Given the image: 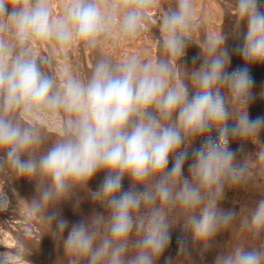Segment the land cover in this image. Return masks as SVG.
<instances>
[{"label":"clouds","instance_id":"obj_1","mask_svg":"<svg viewBox=\"0 0 264 264\" xmlns=\"http://www.w3.org/2000/svg\"><path fill=\"white\" fill-rule=\"evenodd\" d=\"M230 3L233 34L246 27L245 64H264V7L259 0ZM155 6L67 0L53 18L48 0H0V212L11 203L6 182H33L35 195L23 200L27 215L47 226L44 234L63 249L62 264H157L177 225L190 237L164 264H187L192 245L201 258L219 248L214 264H264V199L239 214L219 206L228 190L248 183L254 166L264 174V147L255 160L240 158L242 146L230 147L257 143L264 117L248 113V68L228 71L227 34L202 39L199 67L186 68L181 60L194 42L199 0H171L154 62L137 55L117 62L100 51L114 35L128 41L142 34ZM74 42L95 53L86 79L58 77L49 67ZM40 44L49 46L46 53ZM46 124H58L59 134L51 137ZM101 172L100 187L88 191L105 211L69 227L58 206ZM234 225L239 238L219 245ZM27 247L18 237L15 249L0 252V264H30Z\"/></svg>","mask_w":264,"mask_h":264},{"label":"rangeland","instance_id":"obj_2","mask_svg":"<svg viewBox=\"0 0 264 264\" xmlns=\"http://www.w3.org/2000/svg\"><path fill=\"white\" fill-rule=\"evenodd\" d=\"M48 2H50L53 18H55L61 14L67 1L48 0ZM259 2L264 7V0H259ZM170 4L171 0H156V6L149 13L148 23L145 25L146 28L142 34L128 41L121 40L114 35L103 42L100 51L113 57L117 62L133 55L139 56L141 60L151 59L154 62L161 54L155 36L159 35V27L162 23L165 8ZM234 15L235 9L232 7L230 0H199V6L194 17L197 22L190 33L194 42L188 47L181 64L188 69L199 67L201 63L199 45L203 46L201 44L202 39H211L223 30L228 36L225 47L231 58L228 71L247 67L254 82L252 87L253 99L248 105L249 116L252 119L258 116L264 117V64H245L240 49L244 43L243 33L246 31V27L242 26L240 35H234L232 32ZM201 19L203 20L202 24L199 23ZM48 47V45L40 44L37 50L46 53ZM94 56L95 53L85 51L81 45L74 42L68 46L67 52H57L54 56V63L49 67L56 72L58 77L75 74L82 79H86L92 68ZM177 79H179V75ZM45 127L51 137L54 138L59 134L58 124H46ZM211 135L213 138L216 137L215 130ZM199 144L200 140L193 142V146H199ZM241 146L243 151L239 153L240 158L249 157L255 160L256 154L261 150V147H264V130L261 131L257 143L251 141L241 142L239 140L230 143V147L238 152ZM169 167H171V161ZM258 167L254 166L255 170L245 186L226 192L224 200L219 205L220 207L226 210H234L239 214L244 205L254 207L257 201L264 199V174L259 172ZM103 176V172L98 173L89 181L87 190H75L74 195L58 206L60 217L69 222V227L72 223L91 215L93 211H105L91 198L88 191H96L100 187ZM2 183L0 181V184ZM129 185L130 181L126 177L123 181V187L127 189ZM13 189H15V192H13ZM4 190L11 203L6 211L0 212V252L5 251L6 247L7 249H15L18 246V237L22 236L28 245L25 251L29 254L27 259L30 264H62L63 249L57 248L53 236L44 234L47 232V226L38 217L27 215L23 200H30L35 195L34 183L26 179L15 180L11 183L6 182ZM64 235H67V230H65ZM186 236L190 237V234L184 233L179 225L174 227L171 232L169 247L157 264H164V260L168 256L175 260L179 255L180 242ZM237 238H239V233L234 225L220 236L217 242L219 245L224 246ZM248 242L253 243L250 239ZM254 243L256 246L259 244V242ZM191 248L187 264H214L215 257L220 250L219 248L214 249L201 258L198 251L195 250L198 245H192Z\"/></svg>","mask_w":264,"mask_h":264},{"label":"bare ground","instance_id":"obj_3","mask_svg":"<svg viewBox=\"0 0 264 264\" xmlns=\"http://www.w3.org/2000/svg\"><path fill=\"white\" fill-rule=\"evenodd\" d=\"M67 1V0H66ZM145 28H146V26H145ZM14 236V235H13ZM15 237V236H14ZM14 237H13V241H14ZM16 238V237H15ZM7 241H8V239H6ZM1 241V240H0ZM7 241H6V243H7ZM10 241H11V239H10ZM17 243V242H16ZM1 244H2V242H1ZM4 244V243H3ZM7 248V247H6ZM4 249V248H3ZM10 249V248H9Z\"/></svg>","mask_w":264,"mask_h":264}]
</instances>
